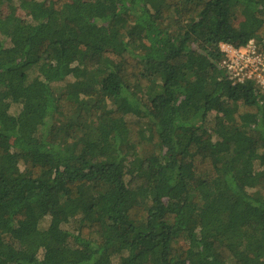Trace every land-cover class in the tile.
<instances>
[{
	"label": "trees",
	"instance_id": "trees-1",
	"mask_svg": "<svg viewBox=\"0 0 264 264\" xmlns=\"http://www.w3.org/2000/svg\"><path fill=\"white\" fill-rule=\"evenodd\" d=\"M249 44L264 0H0V264H264Z\"/></svg>",
	"mask_w": 264,
	"mask_h": 264
},
{
	"label": "built area",
	"instance_id": "built-area-1",
	"mask_svg": "<svg viewBox=\"0 0 264 264\" xmlns=\"http://www.w3.org/2000/svg\"><path fill=\"white\" fill-rule=\"evenodd\" d=\"M249 52L255 55L254 50L251 47H249ZM233 53H236V51L234 50ZM246 58H247L246 63H245V61H243V62L239 63L238 65L235 64V71L233 72L234 76L241 83L252 78V76H250V78H249L248 73H247V71L250 70V68H252L251 58L249 56H246ZM253 59H254L255 63H257L258 66L260 67V70L262 73L264 71V54L255 55L253 57ZM223 65L227 69H231L233 67V62H232V60L231 61L229 60L228 62H224ZM258 71H259L258 67H255V73H258ZM257 79H259L260 82L262 83V85H264V78L263 77H258Z\"/></svg>",
	"mask_w": 264,
	"mask_h": 264
},
{
	"label": "rangeland",
	"instance_id": "rangeland-1",
	"mask_svg": "<svg viewBox=\"0 0 264 264\" xmlns=\"http://www.w3.org/2000/svg\"><path fill=\"white\" fill-rule=\"evenodd\" d=\"M15 15H19V11H15L14 12ZM249 47H251L253 49V45L252 44H249ZM221 49L227 53V60L225 62H228L229 60L233 62V67L231 69H228L229 72H234L235 71V64L238 65L239 63L245 61L246 63V56H249L251 58V65H252V71L251 70H248L247 73H248V77L250 78V76H252V78H258V77H263L262 76V73L260 72V67L258 66L257 63H255L253 57L255 56L254 54L252 53H249V50L245 51V50H240L239 52H237L236 50V53H233V49L230 48V47H227L225 45H221ZM258 67L259 71L258 73H255V67ZM46 226V224H44Z\"/></svg>",
	"mask_w": 264,
	"mask_h": 264
}]
</instances>
